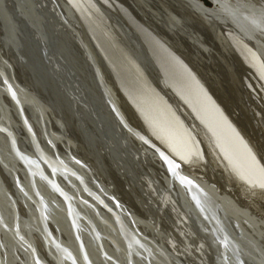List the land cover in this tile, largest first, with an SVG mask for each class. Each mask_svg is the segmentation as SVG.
<instances>
[{
    "label": "bare ground",
    "instance_id": "6f19581e",
    "mask_svg": "<svg viewBox=\"0 0 264 264\" xmlns=\"http://www.w3.org/2000/svg\"><path fill=\"white\" fill-rule=\"evenodd\" d=\"M68 1L79 16V29L53 0L47 3L51 29H33L35 53L40 49L50 55L51 111L30 85L32 79L39 85L34 68L27 70L29 75L14 71L12 63L0 58V79L1 74L13 77L14 71L23 83L17 84L15 75L14 82L0 85V124L23 150L22 156L15 155L8 135L0 131V264H40L35 252L45 264H177L166 250L164 231L173 250L186 258L183 264H264V221L227 194L264 216V160L197 69L199 59L204 68L210 67L207 62H223L225 69L211 65L214 76L227 70L234 83L247 82L255 90L253 79L261 98L264 0H212L211 5L202 0L208 8L201 12L197 5L178 1L203 25L209 46L204 48L181 40L151 14L160 5L166 8L163 0H150L151 9L143 0ZM139 7L148 19L137 15ZM119 16L137 30L153 64L137 53ZM217 23L224 30L219 34ZM83 30L117 83L116 98L125 112L113 106L108 88L102 90L87 51L79 57L77 48L85 49L81 39L87 40ZM226 46L239 54L244 71ZM5 49L1 46L0 52L7 55ZM77 58L85 64L89 60L92 70L85 64L84 70L74 62ZM47 82L43 89L48 91ZM7 89L22 107L42 152L36 151ZM147 143L160 146L171 158ZM141 153L150 159L147 166ZM39 170L56 176L67 204ZM219 175L230 188L221 189L225 181ZM69 215L77 223L83 251ZM213 238L218 244L209 245Z\"/></svg>",
    "mask_w": 264,
    "mask_h": 264
},
{
    "label": "water",
    "instance_id": "95a60500",
    "mask_svg": "<svg viewBox=\"0 0 264 264\" xmlns=\"http://www.w3.org/2000/svg\"><path fill=\"white\" fill-rule=\"evenodd\" d=\"M49 1L50 0H0V47L4 46V48H6L5 50H7V55H4L3 51H2V53L0 52V58H1V60H3V62L12 63V65L14 67V71H16V69H18L20 71L22 70L24 73H26V74L28 73V75H29V71H27V70L28 69L30 70V68L32 70L34 68L32 73L34 74L35 79L39 85L36 86V84H35L36 82L34 83L33 79L31 80L30 85H32L37 90L36 95L38 96V98L41 101H43V103L51 111V109H53V108L51 105V88H49V86L51 87V80H52L50 55H49V53L45 54L44 52L40 51V49H38L39 50L38 53H35L34 45L38 46V41H37V37L34 35V32H33V29H36L39 32H43L46 29L50 30L51 27L53 26V25H51V18H50L51 9L47 5V3L49 4ZM53 1L55 2L56 6L60 9V11L65 12L67 14V17L65 16V18H69L71 21H73L72 23L74 26L72 24L71 25L76 30L79 29V25H81V22L79 20V16L76 13L75 8L70 4V2L68 0H53ZM143 1L146 4H148L147 7H149L151 9L152 6H150V5H153V4H151L152 1H150V0H143ZM163 1L165 2L166 8H164V7L162 8L161 5L158 6L156 4L159 7V10H156L152 7L153 10H152L151 14H153V16L155 15L154 17H156L157 20L160 21L167 28L168 31H171L176 36L181 37L182 38L181 40H184V41L189 40L192 43L193 47H198V46L199 47L203 46V48H204V46L209 47L203 38L204 37V34H203L204 32L202 33L203 25L201 24L200 21H198L195 18L196 15L189 14V12H187L186 10L183 9L182 5L178 2V1L182 2L183 0H163ZM184 1L187 4H190L191 6H193L194 8L196 5L198 7H200V8H196V10L202 9V11H206L205 9L208 8V6L202 0H184ZM209 1L213 2L212 0H209ZM138 9H139V12H137L138 13L137 15L144 18V19H148L147 18L148 13H146V11H144V8L139 7ZM198 11H200V10H198ZM208 15L212 16L213 14L212 15L208 14ZM118 18H119L118 22L121 24L122 28L127 32L130 39L132 40V42L135 43V45L138 47L139 52H137V49L135 51L140 56L142 55V58L145 57V60L148 59V61L150 60L152 62L151 57L148 54L146 48L144 47L142 40L139 38V33L137 32V30H135V28H133V26L128 24L120 16ZM219 20L221 22L225 21V20H221V19H219ZM228 24H230V23H228ZM82 27L84 29V26H82ZM159 28H161V27H159ZM217 29H218V31H217L218 34H219V32L224 31L222 26L219 23H217ZM164 30H165V28H164ZM83 31H84L83 35L86 37L87 40L80 38L84 44L85 49L77 48L79 53L81 54L79 57L84 58L83 52H84V50L87 51L88 55L91 58L90 62H92V66L95 68L94 72H96L97 75L100 77V78L99 77L98 78L100 79L99 82L101 84L102 90H104V92H107L106 88H108L109 91L111 92L110 94H108V96H109L113 106H115L117 108L119 105L121 108H123V111L125 112L126 107L125 106L122 107V104L116 98L117 93L119 94V91H117L119 89L118 85L113 80V78L111 77V73L108 71L105 60H104L100 50H98L97 45L94 42V40L92 38H90L91 36H90V34H88L87 30H83ZM187 32L191 35H189V34L187 35ZM221 39H223L225 42H227L228 45L231 47V43L229 42L228 37L226 38L222 35ZM10 48L12 51L10 50ZM226 49L228 50L229 54H235L236 55V61L238 62L239 69H240L239 71H244L245 68L242 66V62H240L237 59L239 54L235 50L230 51L228 46H226ZM140 53H142V54H140ZM35 54H37V56H35ZM35 57H38V60ZM16 58H17V60H21V63L17 62ZM234 59H235V57H234ZM72 61H74V60L72 59ZM85 61H87V60L85 59ZM74 62L78 63L84 70H85L86 66H88V69H91V63L89 62V60L87 61L86 64L84 61L82 62V60L81 59L79 60L78 58H77V61L75 60ZM81 64H83V65H81ZM152 64H153V62H152ZM22 65H24L25 67H22ZM36 65H39V68ZM146 66L148 67L150 65L146 64ZM36 69H38V71ZM14 71H12L13 77L11 75H8V74H1L2 78L0 79V82H1L0 85H3V82L8 85L11 82L10 80H12L14 82L15 81V75H16V73ZM24 76H26V75H24ZM234 77L240 78V76H236V75ZM16 79H17L16 80L17 84L23 85L22 80L19 76L16 75ZM46 82H47V85L49 84L47 86L48 91L46 89H43L44 87H46L45 86ZM85 83H86V81H85ZM7 91H8V89H7ZM61 93H63V92H61ZM61 93L59 92L60 95H61ZM7 96H8V98L9 97L12 98L14 100V102L18 105V109L20 110L23 122H24V124L28 130L29 135L31 136V138L34 142V146L36 147V151L38 153L42 152L43 148L40 145V142L37 140L35 132L32 130V128H30L29 122L27 121V119L24 115L22 107L17 102L15 97L13 95H11V92L8 91ZM62 98L65 101V103L69 105V108H70L71 104L68 101V99L65 97V95H63ZM122 101L126 102L124 100H122ZM105 109H109V108L106 106ZM0 131L6 133L8 135L9 141H10V147L13 150V153L17 156H20V155L22 156L23 150H21V147L19 146L17 139H15V137H13V133L10 130H8V128L6 126H4V124H0ZM23 138L25 139L24 136H23ZM146 139L149 141L148 137ZM147 144L151 148H153L157 153L162 154L166 159L171 158L170 156H168V154H166L164 152V150L162 148H160V146H157L156 144H153V143H147ZM26 159L27 160L29 159V162H31V165L29 163L30 166H37V168H39L38 163H36L35 160H32L30 158H26ZM48 160L50 161L49 162L50 164L48 163V166L50 167V170H51V159L48 158ZM22 161H23V159H22ZM22 161L20 159L21 165L26 164L25 161H23V162ZM43 162L46 163L44 161V159H43ZM176 165H178V167H180V164H176ZM177 169L178 168H176V170H175L176 172H177ZM39 171H40L41 175L45 178V180L50 185H52L54 187L56 193L58 195H60V197H62L67 204L69 202L68 196L64 192L65 190H63V188L61 186H59V184L57 183L56 176L53 175L51 177V174L47 175L44 171H42V170H39ZM192 176H194V175H192ZM196 177L199 178L198 176H196ZM219 177L221 179L220 175H219ZM199 179H202V178H199ZM202 180H204V179H202ZM206 180H204V181H206ZM221 181H225V180L221 179ZM228 183H229L228 181L227 182L225 181V183H222L221 189L223 190L225 188L223 185H225L227 187ZM208 184H212V182H208ZM211 186H213L214 188L216 187L215 185H211ZM228 188H230V187L228 186ZM228 188H226L227 191H229ZM87 190L89 191V189H87ZM89 192H91V191H89ZM227 194L230 195L236 201L237 204H239L241 207H244L245 209H247V211L254 218L256 217L255 219L260 220V221H264V216L259 214V212H257L255 210V208L252 207V205L250 206L247 203L242 204L241 202H239L237 200V198L235 196H232V194H230L229 192ZM110 198L115 200L113 195ZM107 208H108V206H107ZM40 210H41V208L39 206V211ZM67 214H69V212H67ZM40 215H43V214H40ZM69 217H70V223L72 225V228L74 230L76 238L79 242V246L83 251V243L79 237V233H78V229H77V223L74 221H71L70 215H69ZM41 218H42V216H41ZM195 221L197 222L196 219H195ZM42 223H43V220H42ZM197 224H198V226H200L198 222H197ZM46 232H48L47 229H46ZM164 232H162L163 234L161 237L164 238L166 250L171 255L172 259H174V261L177 262V264H183V263L187 262L186 258L183 255H181V254H179L173 250L172 246L167 242L166 235L164 234ZM47 235H48V238L50 239V242H52L54 244V246H58L55 239L53 238V236L50 235V233H47ZM49 235H50V237H49ZM212 241L214 243L218 244L217 239L213 238L209 241V245H211L213 243ZM211 249H213V248H211ZM211 256H212V259L214 260L215 255L212 254ZM35 258H37V260L40 262V264H45V263H42L41 259L37 255V252H35ZM238 264H243V262L238 261Z\"/></svg>",
    "mask_w": 264,
    "mask_h": 264
},
{
    "label": "rangeland",
    "instance_id": "374dc122",
    "mask_svg": "<svg viewBox=\"0 0 264 264\" xmlns=\"http://www.w3.org/2000/svg\"><path fill=\"white\" fill-rule=\"evenodd\" d=\"M204 1L207 5H211V2L209 0H204ZM208 58H211L212 61V55ZM198 61L199 62H197V65L198 66L200 65L199 67L200 68L202 67L203 69H199L198 66L197 69L199 70L202 76H205V78L203 77L205 82L207 83V85H209L211 90L218 95L223 105L229 110L230 117L238 124L240 128L244 130V132L247 134L249 139L257 147L259 153L261 154V158H263L264 160V102H263L264 94L261 93L262 96L260 98V95L258 93L261 92L260 91L261 88L257 87L258 84L253 79L251 81L253 86L257 85L254 88L255 90H253V87L249 86L250 84H247V82H245L246 84L244 85H242L241 83L237 85L236 83H234L233 77L231 76L230 72L227 70L225 72L226 75H220V77L214 76L213 74L214 72L211 68L212 67L211 65H215L218 63L220 64L221 69H225L223 62H207L210 67L204 68L203 64L205 62H201L202 60L200 61V59ZM249 90H252V92ZM254 91L258 93V97L260 99L257 97V94ZM260 101H262V103ZM141 157L142 159L143 158L146 159L144 154L141 155ZM148 160L150 161V159ZM148 160L146 159V162H144L145 166H147ZM97 178H99V176H97Z\"/></svg>",
    "mask_w": 264,
    "mask_h": 264
}]
</instances>
